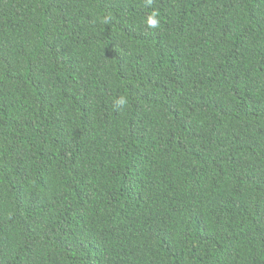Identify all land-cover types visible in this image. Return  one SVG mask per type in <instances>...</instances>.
Returning a JSON list of instances; mask_svg holds the SVG:
<instances>
[{"label":"trees","instance_id":"trees-1","mask_svg":"<svg viewBox=\"0 0 264 264\" xmlns=\"http://www.w3.org/2000/svg\"><path fill=\"white\" fill-rule=\"evenodd\" d=\"M0 264H264V0H0Z\"/></svg>","mask_w":264,"mask_h":264},{"label":"clouds","instance_id":"clouds-1","mask_svg":"<svg viewBox=\"0 0 264 264\" xmlns=\"http://www.w3.org/2000/svg\"><path fill=\"white\" fill-rule=\"evenodd\" d=\"M122 102V101H121Z\"/></svg>","mask_w":264,"mask_h":264}]
</instances>
